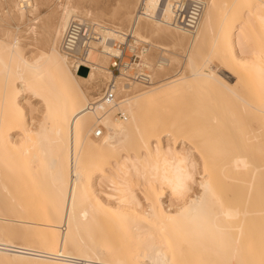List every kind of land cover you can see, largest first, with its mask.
I'll list each match as a JSON object with an SVG mask.
<instances>
[{
	"label": "bare ground",
	"instance_id": "obj_1",
	"mask_svg": "<svg viewBox=\"0 0 264 264\" xmlns=\"http://www.w3.org/2000/svg\"><path fill=\"white\" fill-rule=\"evenodd\" d=\"M3 1L0 264H264V145L260 143L264 137V46L248 37L253 26L264 30V0H231L230 6L239 4L231 17L227 10L220 16L217 0H197L203 10L193 33L163 23L171 16L170 5L163 21L147 17L133 24L134 0L97 15L84 7L87 0H63L42 29L40 15L27 17L47 0H9L7 9ZM156 5L157 0H146V14L153 15ZM13 11L18 22L26 20L23 31H18L21 26L12 31L6 23L14 19ZM104 17L108 22L132 23L128 29L133 37L162 54L167 48L183 50V76L145 88L125 73L112 79L116 101L89 111L92 99L88 100L84 84L105 82L111 74L106 55L110 46L103 42L120 41V34L127 31L101 22ZM71 22H85L100 34L86 42L82 58L75 57L77 50L72 53L74 39L60 47ZM38 35L43 49L34 53L31 47L25 52L21 39L41 46ZM208 40L205 58H197ZM216 54L223 56L227 69L247 67L248 74L244 68L241 72L248 76V83H241L238 75L236 81L223 67L216 74L210 65V57ZM162 57L147 56L150 60L144 67L167 66L168 59ZM81 68L87 69L85 77L78 75ZM206 86L216 90L218 97L225 93L230 104H238L236 109L227 106L226 113L232 116L225 113L223 117L232 124L230 136L226 135L229 142H221L217 128L223 122L217 123L215 114L193 127L175 111L182 93ZM245 88L257 94L249 102ZM33 102L42 107L43 116L38 119L33 116ZM246 107L258 113L253 132L249 121L243 118L242 123L243 116L237 115ZM115 111L124 120L114 118ZM191 148L198 150L200 171ZM178 169L179 175L189 177L183 190L177 186ZM132 179L140 181L145 209L131 187ZM236 186L245 189L241 201L223 200L221 195H230ZM194 187L196 194H192ZM38 190L44 192L42 196ZM163 198H168L166 206Z\"/></svg>",
	"mask_w": 264,
	"mask_h": 264
},
{
	"label": "rangeland",
	"instance_id": "obj_2",
	"mask_svg": "<svg viewBox=\"0 0 264 264\" xmlns=\"http://www.w3.org/2000/svg\"><path fill=\"white\" fill-rule=\"evenodd\" d=\"M0 1H2V0H0ZM6 1H8L9 2V0H6ZM6 1L4 2L5 3V8L7 9V7H8V5H9V3H6ZM47 1H48V3H47ZM45 3L46 4H41V5H39L38 4V7H37V11H36V13L33 15V16H31V17H27V19L29 18H33V17H36V16H39V19L40 20H38L39 22L38 23H40V26H44V24L46 25V24H48L49 23V16L48 15H50L51 13H55V12H57L58 13V8H57V6L58 5H60L61 3H62V1L63 0H58L57 2H56V0H47ZM60 1V2H59ZM93 1V2H92ZM126 0H87V1H84L83 2V5H84V7L85 8H87V10H94V11H92V13L93 14H95V15H97L98 14V12L97 11H104V13H106V14H108L110 11H112L114 8H115V6H116V4H117V6H116V9H119L120 8V6L125 2ZM131 1H133V0H131ZM136 3H135V7H134V9L131 11V13H130V16L132 17V22H133V17H134V13L136 12V7L138 6V4H139V2H140V0H139V2L137 1V0H134ZM203 1V0H202ZM51 3V4H50ZM119 4V5H118ZM217 4H218V6L220 7V16H221V14L224 12V11H226L227 10V13H228V17H231V16H233L234 14H235V12H236V10H237V8L239 7V4H233L232 6H230L231 5V0H217ZM1 5V4H0ZM224 5H225V7H227V8H229V11H228V9L226 8L225 9V7H224ZM57 8V9H56ZM95 12H97V13H95ZM50 13V14H49ZM57 13H56V15H57ZM13 14H14V16H13ZM11 16H13V20H12V18H9V19H7L6 20V23L8 24V25H10V27H11V30L12 31H14V30H16L19 26H21V27H19L18 29V31H23L24 30V26L23 25H26L27 23H26V20H24V21H22V22H24V23H21V22H18L17 20H16V18H15V16H17V12L16 11H13L12 12V15ZM48 16V18H47V20H46V17ZM42 18H43V20L44 21H42ZM89 19H90V17H88ZM10 20H12L11 22H10ZM91 20V19H90ZM105 20V21H104ZM101 22H103V23H105V24H108V25H110V26H113V27H119V28H123V29H126V30H128V27L130 26V28H131V25H132V23H131V19H130V25H129V23H124V22H118V21H114V22H108L107 20H106V17H104V18H102L101 19ZM18 23H21V24H18ZM42 23V24H41ZM122 23L124 24V25H122ZM18 24V25H17ZM116 24V25H115ZM126 24H128V25H126ZM115 25V26H114ZM43 26H42V29H43ZM123 26V27H122ZM26 37V36H25ZM248 37L250 38H255L256 39V43H257V45L259 44H261V45H263L264 46V30H262V31H260V29H259V27L258 26H253V29H252V31L248 34ZM37 38H39L38 39V41H39V43H41V46H39V45H34V47H33V45H30V43L31 42H29L28 40H24V39H21V41H20V44H21V46L23 47V49H24V51L26 50H30L31 49V47H32V51L34 52V53H36V52H38V50H40V49H43V45H42V38H41V36L40 35H38V37ZM250 38V39H251ZM149 42H150V44L153 42V44H155L156 46H157V44L158 45H161L160 43H159V41H156V40H152V41H150L149 40ZM251 41H248V43H249V47H252L253 45H250L251 43H250ZM38 43V44H39ZM209 40L207 41V43L201 48V49H199L198 51H197V53H196V56H197V58H199V59H204L205 58V56H206V54L207 53H205V52H207V48H208V46H209ZM24 44V45H23ZM60 44H61V42H60ZM149 44V43H148ZM152 44V45H153ZM37 46V47H36ZM60 47H61V45H60ZM162 48V47H161ZM35 49V50H34ZM148 49H149V51H147V53H145L144 54V56H143V61L145 62L146 61V59H149V58H147V56H150V58H153V59H151V60H157L159 57H162V56H164V57H162V58H164V59H168V61H169V64L167 65V66H164V67H161L160 69L159 68H153L152 67V71H151V73H150V76H156L157 78H158V80H156L155 78H153V82H156V85H160L162 82H159V81H163V80H165V82L164 83H167V82H169V81H174V80H177V79H179V78H181L182 76H183V73H184V65H182V62L184 61V59L185 58H183V56H184V53H183V50L182 51H180L178 48H176V49H169V48H167L165 51L163 50L162 52H163V54L162 53H160V51H159V49L158 48H153V47H148ZM153 49V50H152ZM251 48H249L247 51L249 52H251V50H250ZM152 50V51H151ZM178 50V51H177ZM25 51V52H26ZM36 51V52H35ZM150 51L152 52V53H150ZM221 51H222V54H223V49H221ZM252 51H254V47L252 48ZM147 54H149V55H147ZM158 54V55H157ZM147 55V56H146ZM144 57H146V58H144ZM156 57V58H155ZM171 57V58H170ZM223 56L221 55V58L219 57V55H213L212 57H210V65L212 66V68L216 71V74H221V73H218V72H220L221 70H222V67L225 69L226 68V70H228V72H230L234 77H236V81H237V77L239 76L240 77V82L242 83H245V81L247 82V80H246V77L248 78V76H246L244 73H242L241 71L243 70V68L241 67V70H237L235 67V69L233 68V67H231L230 69H227V67L225 66L224 67V65H223V63L221 62V60H223V58H222ZM218 58V59H217ZM242 58H245V57H242ZM178 59V60H177ZM183 59V60H182ZM216 59H217V61H216ZM150 60V59H149ZM214 60V61H213ZM219 60V61H218ZM109 61V60H108ZM182 61V62H181ZM172 64H173V66H172ZM179 66H178V65ZM177 65V66H176ZM150 66H152V65H150ZM172 66V67H171ZM210 66V67H211ZM247 65H245V67H246ZM169 67V68H168ZM177 67V68H176ZM163 68H165V69H163ZM167 68V69H166ZM173 68V69H172ZM247 68V67H246ZM246 68H244V70L246 69ZM156 69V70H155ZM218 69V70H217ZM221 69V70H220ZM109 71H110V78L109 79H107V80H105V82H104V80H102V82L101 83H96V82H94L93 81V83L92 82H90L89 84H84V89L86 90V91H88V92H86L87 93V96L88 97H90V98H88V100H90V99H92V98H94V97H96V96H98V94H100V93H102L103 92V90H104V88H105V86H106V84L108 83V82H110L109 80H112V79H115L114 77H119V75H117L115 72L114 73H112V70H111V68H109ZM156 71H157V73H156ZM160 73H159V72ZM173 71V72H172ZM164 72H165V75H164ZM238 72L240 73V74H238ZM245 72H247V74H248V71H247V69H246V71ZM154 73H156L155 75H154ZM171 73V74H170ZM130 74V73H129ZM175 74H177L175 77H173ZM158 75V76H157ZM170 75H171V77H170ZM238 75V76H237ZM161 76V77H160ZM170 77V78H169ZM155 79V80H154ZM242 79L244 80V81H242ZM231 81H233V79H231L230 80V82ZM104 82V83H103ZM199 83H201V81L199 80L198 81V84ZM248 83V82H247ZM155 85V83H154V86H156ZM83 87H82V89H83ZM101 87V88H100ZM142 87V86H141ZM140 87V88H141ZM99 88V89H98ZM145 89V88H144ZM246 89V88H245ZM203 92H202V91ZM198 89L197 91H193V90H187V91H185L184 93H182L180 96H179V98H178V101H177V104H176V106H175V111L177 112V114H178V116L180 117V118H182L183 120H185V124L186 125H190L191 126V124H192V126L193 127H196V125H197V123L199 122V121H205L206 119H208V116H214V114L217 116V118H218V120H217V123H219V122H223V125L221 126V127H218L217 128V131L218 132H220V133H222L221 135H220V138L222 139V141L221 142H229V139L226 137V135L227 136H230V132H231V126H232V124H231V120H227V118L225 117L224 119H223V117L224 116H226V115H224L226 112H227V106L230 108L231 106H232V108H235L236 109V107H238V104H236L237 106H235V104L234 103H232V104H230V101L227 99V98H225L226 96V94L225 93H223V98L222 97H218L217 96V94H216V90H214L212 87L210 88V86H206V87H204V88H202V89ZM205 90H207V91H205ZM249 89H246V93H247V91H248ZM217 91H220V90H217ZM90 92H91V94H90ZM190 92V93H189ZM197 92V93H196ZM198 92H201V93H198ZM209 92V93H208ZM205 93H207V94H205ZM192 94V95H191ZM195 94H197V95H195ZM203 94H205V95H203ZM212 94V95H211ZM214 94V95H213ZM254 97H256L257 96V94H254L253 93V90L251 91V93H247V95L244 97L245 98V101H247V102H249V99L250 98H252L253 96ZM196 96V97H195ZM202 96H204V97H202ZM206 96V97H205ZM92 97V98H91ZM117 97V96H116ZM213 97V98H212ZM197 98H198V101H197ZM217 98V99H216ZM196 99V100H195ZM212 99V100H211ZM215 99V100H214ZM253 99V98H252ZM217 100V101H216ZM195 101H197V103L195 102ZM201 102V103H200ZM37 102H33V105L35 106V108H36V112L33 114V116H37V119L39 118V116H43V114H42V107L40 106V104L38 103V104H36ZM200 105V106H199ZM205 105V106H204ZM217 105V106H216ZM222 105V106H221ZM203 106V107H202ZM213 106V107H212ZM240 106H242V105H240ZM195 107V108H194ZM207 107V108H206ZM210 107H211V109H210ZM205 108H206V110H205ZM221 108V109H220ZM215 109V110H214ZM218 109V110H217ZM229 110V109H228ZM217 111H218V113L219 114H217ZM186 112V113H185ZM201 112V113H200ZM253 112V113H252ZM256 111H254L253 109H250V107H246L245 108V111L244 112H238L237 111V115H239V116H243L242 118H241V122L243 121V118H244V120H246L247 119V121H249V123L248 122H246L247 123V125L249 126L250 125V127H249V131H251V132H253V131H255V130H257V119L255 118V116H258V113H255ZM191 113V114H190ZM242 113L244 114V115H242ZM117 114V115H116ZM118 114H120V112H118V111H115L114 112V114H113V116H114V118H116V119H119L120 121H122V120H124V116H119ZM196 114H197V117H196ZM226 114H228V116H232L231 114L232 113H226ZM116 115V116H115ZM185 115V116H184ZM190 116V117H189ZM215 116V117H216ZM246 116V117H245ZM187 117V118H186ZM190 118V119H189ZM219 118H220V120H219ZM205 119V120H204ZM222 119V120H221ZM225 121V122H224ZM221 123H219V124H221ZM227 123V124H226ZM242 123H245L244 121L242 122ZM99 125V126H98ZM97 126H98V128H102L101 127V125L100 124H98ZM223 126H225V128L223 127ZM230 127V128H229ZM225 129V130H224ZM228 130H230V131H228ZM233 130V129H232ZM227 133V134H226ZM91 137H93L92 135H91ZM192 140H194V138L192 139ZM196 141H198L197 139H196ZM194 143H195V141H194ZM260 143H262L263 145H264V137L261 139V141H260ZM188 145V144H187ZM194 149H195V151H196V153H195V151H194ZM194 149H192L191 148V152H192V154L194 155V157L196 158V160H197V164H198V170L200 171V159H199V157L197 156V155H199V154H197L198 153V150L196 149V148H194ZM263 154H264V152H263ZM250 157H252L251 155H250ZM254 159V158H253ZM253 162H254V160H253ZM260 162H258V164H259ZM256 164V163H255ZM243 179V178H242ZM136 179H132V181L130 182V184L132 185L131 187H132V189L134 190V192H135V194L137 195V197L139 198V200H140V202H141V204H142V209H145V206H146V204H145V202H144V200H143V196L141 195V186H140V181H139V183H138V181L136 180ZM196 181L197 182H199L200 181V178H199V176L196 178ZM138 184H137V183ZM136 185V186H135ZM139 185V186H138ZM241 185H243L244 186V184H240V186ZM239 186V185H238ZM242 186V187H243ZM238 190L236 193H234V191H236V189ZM239 188L241 189V190H239ZM244 188H245V186H244ZM244 188H241V187H238L237 188V186L236 187H232L231 189H232V191H231V194H233V195H228V194H222L221 195V197H222V199L223 200H225L226 202L228 201V203H231V201L232 200H236V201H234L233 203L234 204H236V202H239V201H241V198L243 197V195H244V193H245V189ZM234 189V190H233ZM42 190V189H41ZM198 192V188L197 187H194L193 188V190H192V194H196ZM44 193V192H43ZM43 193H41V191L40 190H38V192H37V195L38 196H42V194ZM41 194V195H40ZM234 194H235V196H237L238 194L240 195H238L237 197H239L238 198V200H237V197H231V196H234ZM227 196V197H226ZM41 198V197H40ZM229 198H232V199H230L231 201H229L228 199ZM256 201H259V197L258 198H256ZM162 202L164 203V206H166L167 204H168V198H163L162 199ZM258 223H259V221H258ZM182 249L184 248L183 246L181 247Z\"/></svg>",
	"mask_w": 264,
	"mask_h": 264
},
{
	"label": "built area",
	"instance_id": "obj_3",
	"mask_svg": "<svg viewBox=\"0 0 264 264\" xmlns=\"http://www.w3.org/2000/svg\"><path fill=\"white\" fill-rule=\"evenodd\" d=\"M145 1L146 0H141L139 2L136 8L137 10L134 13L133 24H135L138 20H142L147 17L153 20L163 21L162 16L165 8L170 5L169 9L171 11V16L168 21L164 20L163 23L184 32L193 33L201 18L203 10L202 2L197 0H157L154 14L150 16L148 13L146 14ZM91 27L93 28V26H89V24L88 27H86L85 22L81 25L78 22H71V28L69 27L67 29L64 39L61 41V48H65L66 41L67 43L73 41L75 43L72 42L73 44H71L74 46L72 47L74 50L72 53L77 50L76 54H74L75 57L82 58L88 47L86 42L92 41L94 37H96V39L100 38V34L93 32L92 29H90ZM76 29L77 31H75ZM70 38L74 40H71ZM76 38L77 40H75ZM120 38V41L108 40L107 42H103V45L108 43L110 46L107 53H105L109 58V68H111L112 73L115 72L119 76L124 75L125 73H130L128 75L129 78L133 82H136L145 88L154 85L153 80L150 78L152 69L144 67L145 62L143 61V56L146 53H143V51L148 49V46L133 37L130 28L126 31V33L120 34ZM81 43L83 44L81 48L76 49ZM114 86V80H110V82L106 84L103 92L92 98L89 105H87V109L89 111H96L99 105L107 106L116 101L117 97ZM118 115L122 116L121 113ZM100 135L101 131L97 133L96 136Z\"/></svg>",
	"mask_w": 264,
	"mask_h": 264
},
{
	"label": "snow or ice",
	"instance_id": "obj_4",
	"mask_svg": "<svg viewBox=\"0 0 264 264\" xmlns=\"http://www.w3.org/2000/svg\"><path fill=\"white\" fill-rule=\"evenodd\" d=\"M180 171L181 170L178 169L177 186L180 187L181 190H183L184 188H186V185L184 184V181L189 179V177L179 175ZM202 187H203V185H202ZM174 190H176V189H174Z\"/></svg>",
	"mask_w": 264,
	"mask_h": 264
},
{
	"label": "water",
	"instance_id": "obj_5",
	"mask_svg": "<svg viewBox=\"0 0 264 264\" xmlns=\"http://www.w3.org/2000/svg\"><path fill=\"white\" fill-rule=\"evenodd\" d=\"M86 74H87V69H85V68L79 69V71H78L79 76L85 77Z\"/></svg>",
	"mask_w": 264,
	"mask_h": 264
}]
</instances>
